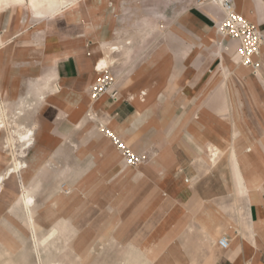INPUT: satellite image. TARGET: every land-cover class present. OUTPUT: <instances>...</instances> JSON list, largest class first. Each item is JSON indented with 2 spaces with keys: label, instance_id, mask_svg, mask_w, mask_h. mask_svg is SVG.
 I'll list each match as a JSON object with an SVG mask.
<instances>
[{
  "label": "rangeland",
  "instance_id": "374dc122",
  "mask_svg": "<svg viewBox=\"0 0 264 264\" xmlns=\"http://www.w3.org/2000/svg\"><path fill=\"white\" fill-rule=\"evenodd\" d=\"M222 17L217 0H103L97 6L88 5L76 22L62 16L49 31L18 8L0 12V35L6 37L0 46V75L6 87L0 101L10 120L20 100L35 99L39 93L34 85L51 66L45 54L49 39L69 44L58 51L59 58L82 43L92 51L100 35L115 45L127 38L134 42L132 61L111 65L115 62L111 56L108 70L115 77L119 102H124L118 109H97L88 93L66 96L70 106L60 99L58 104L39 103L28 112L26 123L37 125V137L53 138L57 144L39 147L35 142L24 154L18 146L6 149L3 139L8 131L0 132V171L15 158L27 165L20 175L14 173L1 185L0 264H49L44 248L41 258L34 254L33 232L19 188L18 178L23 175H29L26 185L35 198L37 231L46 235L56 229L52 237L56 240L50 245L59 247L58 259L64 263L179 264L178 250L167 249L178 247L177 233L167 244V135L195 106V99L192 104L186 102L179 86L187 66L193 70L190 80L198 83L192 98H215L220 129L230 130L235 144L249 141L236 138L237 130L259 125L247 121L245 126L234 125L248 117L245 110L236 112L245 107L233 104L249 94L241 83L253 73L237 58L236 64L228 65L229 71L222 68L223 54L232 61L237 53L235 44L220 33ZM115 55L122 62L123 56ZM206 69L210 72L199 78ZM237 69L244 77H234ZM253 91L249 97L257 96ZM138 104L141 114L129 120ZM211 108L205 105L203 112ZM93 113L99 115L97 121ZM109 119L118 122L116 133L146 157L143 165L127 166L121 154L105 144L101 125L110 128ZM206 149L205 160H209ZM227 157L228 153L218 162ZM260 160L264 161V153ZM235 173L240 177L237 169ZM148 209L153 210L150 217Z\"/></svg>",
  "mask_w": 264,
  "mask_h": 264
},
{
  "label": "crops",
  "instance_id": "0c3cea01",
  "mask_svg": "<svg viewBox=\"0 0 264 264\" xmlns=\"http://www.w3.org/2000/svg\"><path fill=\"white\" fill-rule=\"evenodd\" d=\"M235 1L236 9L264 33V0ZM101 3L103 0H63L46 6L43 9L45 12L41 14L26 0L1 7L0 12L8 7L18 8L40 24L44 23L47 30L51 31L62 16L69 22H76L84 16V9L88 5L97 6ZM5 39V36L0 35L1 47L4 46ZM233 43L237 47V44ZM129 44L134 48L132 38L125 39L119 45ZM68 45L56 39L47 41L45 54L49 56L51 66L34 85L39 93L35 99L20 100L19 108L25 109L22 115L25 123L28 112L39 103L52 101L58 104L60 99L70 106L71 103L65 100L66 96L81 93L91 95L97 73L100 74L96 69L97 58L101 56L104 46L106 50L116 46L109 42L108 37L100 35L98 44L92 51H88L82 43L79 48L67 50L64 57L59 58L56 55L58 51L68 48ZM116 52L123 56L122 62L116 58ZM0 53L3 55L2 48ZM133 53L134 50L126 56L122 51L112 52L115 62L111 65L116 62L119 65L127 64L132 61ZM236 57L237 53L232 61H229L223 54L222 68L226 72L229 71V64H236ZM259 58V74L253 73L246 82L241 83L249 94L254 93L253 90L257 91V96L249 97L246 93L245 98L235 99L236 103L233 104L245 107L237 110V113L246 111L248 114L247 118L234 122L235 127L245 126L246 121L259 123L257 126L249 125L248 129L242 132L237 130L235 137L247 138L248 142L241 140L235 144L231 139V131L220 129L219 109L214 108L218 107L215 98H192L197 93L195 85L198 83L190 80L193 75L190 66H187L179 81L186 102L192 104L195 99L194 108L186 113L182 117V123L167 135V244L175 239L172 238L174 234H178V247L167 249L173 252L178 250L176 257L179 264H264V161L260 160V154L264 153V45ZM209 72L210 69L202 71L199 78H204ZM234 77H244V73L237 69L234 71ZM217 81L218 77L211 89L216 86ZM13 91H16L15 87ZM4 92L6 87L0 75V95ZM120 100L119 96L117 100H113L109 95H105L95 99L93 106L97 105V109L108 112L109 108L116 110L122 106L124 102H119ZM205 105L212 107L206 114L203 112ZM3 106L6 108V105ZM135 106L136 112L129 120L141 114V105ZM91 116L94 121L99 119L96 113ZM107 124L115 132L119 130L120 126L115 119L107 120ZM26 125L35 130L34 143L36 142L37 146L53 147L57 144L53 138L37 137L35 123ZM104 137L105 144L115 151L111 140L105 135ZM3 143L5 145V139ZM204 148L209 151V160H205ZM227 153L226 161L218 162ZM37 168L35 164L34 169ZM236 169L240 177L236 175ZM28 177L29 175H23L19 178L26 184ZM152 212V209H148L147 216L150 217ZM222 235H227L230 239L228 249L219 246L218 240Z\"/></svg>",
  "mask_w": 264,
  "mask_h": 264
},
{
  "label": "bare ground",
  "instance_id": "6f19581e",
  "mask_svg": "<svg viewBox=\"0 0 264 264\" xmlns=\"http://www.w3.org/2000/svg\"><path fill=\"white\" fill-rule=\"evenodd\" d=\"M25 1L26 0H0V8L6 6L10 3H13V2H25ZM62 1L63 0H29L30 4L37 8L36 12L41 13V14L45 12L43 9L46 6L54 5L57 2H62ZM223 37H225V36H223ZM133 50H134V48L130 44L127 46L126 45L111 46L107 50L105 49V46H104V50H103L101 56L98 57L97 61H96V69L100 72V76L102 75V73L105 70H108L110 68V61H111L112 52L122 51L124 55L129 56ZM236 58L240 61L238 54H237ZM243 66L248 68L250 70V72L252 71V69L250 67H248L246 65H243ZM98 78L95 80L94 84L98 81ZM93 85H92V87H93ZM105 95H108V94L105 93L101 97H103ZM91 97H92V95H91ZM24 110H25L24 107L19 108L14 114H12L13 116H12V119L10 120L8 117V113L6 111V108L0 103V132H2L4 130L8 131V134L6 136H4L5 137L4 138L5 139V148L6 149L11 148L12 149L13 147L15 148L16 146H18V148H21L20 153H23V154L34 144V140H35V130L32 127H28L26 125L25 121H23L22 115L24 114ZM103 127H104V125H101L102 130H103ZM115 149H116V147H115ZM12 151L14 152V149ZM25 166H27L26 161H20V160H18V158H15L13 160V164L8 166L4 172L0 171V193H1V185L4 184L5 179L10 178L11 176H13L14 173H18L20 175L22 172V168ZM18 180H19V184H20L19 188H20V195L22 197L23 208L26 210L27 221H28V224L30 225V227L32 228V232H33L32 234H33L34 254H36L38 258H41V253H42L41 249L44 248L48 252V255L44 256V257L45 258L47 257L46 260L49 264H66L62 260L58 259L59 247L53 246L54 249H52V245H50V243L53 240L52 237H53L54 233L55 234L57 233L56 229L54 227L51 228V230L46 235H40L38 233L37 228H36L38 225V221L36 218V210H35L36 205H35L34 195L30 194L28 186L21 180V178H18ZM57 235L55 237H57ZM54 240H56V239H54ZM5 250H7V248H5ZM90 250H94V248H92ZM42 255H43V253H42Z\"/></svg>",
  "mask_w": 264,
  "mask_h": 264
},
{
  "label": "built area",
  "instance_id": "2783aa9c",
  "mask_svg": "<svg viewBox=\"0 0 264 264\" xmlns=\"http://www.w3.org/2000/svg\"><path fill=\"white\" fill-rule=\"evenodd\" d=\"M223 17L219 25L220 33L237 44L236 51L240 63L252 69L258 75L261 69L260 54L264 45L263 31L247 19L236 9L235 0H217ZM115 77L105 70L98 81L91 88V95L99 99L107 93L111 99L117 100L118 92L115 87ZM103 132L108 137L122 156L125 164L130 167H139L146 161V157L133 149L119 134L108 127H103ZM219 246L228 249L230 239L222 235L218 240Z\"/></svg>",
  "mask_w": 264,
  "mask_h": 264
}]
</instances>
